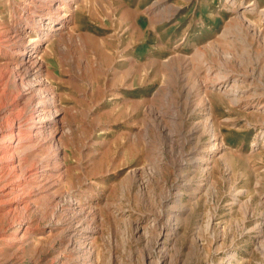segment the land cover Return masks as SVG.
Here are the masks:
<instances>
[{"label":"rangeland","instance_id":"1","mask_svg":"<svg viewBox=\"0 0 264 264\" xmlns=\"http://www.w3.org/2000/svg\"><path fill=\"white\" fill-rule=\"evenodd\" d=\"M252 1L165 58L143 19L132 45L140 35L147 50L124 58L114 20L72 31L81 0H0V130L20 118L32 136L0 154L17 168L0 178L14 191L0 264H264V0ZM57 2L63 22H41ZM34 52L41 71L22 78Z\"/></svg>","mask_w":264,"mask_h":264},{"label":"crops","instance_id":"2","mask_svg":"<svg viewBox=\"0 0 264 264\" xmlns=\"http://www.w3.org/2000/svg\"><path fill=\"white\" fill-rule=\"evenodd\" d=\"M174 1L81 0L70 28L77 35H83V37L94 36V27H97L96 20L100 19L104 24L114 20L118 24V28H123L125 32H128L127 39L131 44L123 49L121 55L126 54L127 56L124 58H130V55L147 50V38L140 35L141 39L138 37L135 42L143 44L132 45L135 40L133 34L135 37L138 36L140 22L147 19L148 24L151 25L149 34L152 38L149 37L151 43L149 49L154 54L151 56L165 58L174 48L186 50L209 42L217 35L222 18L224 20V15H221L220 12H230L239 4L250 6L253 3L252 0H227L226 2L221 0H198L197 2L180 0L181 4L177 6ZM179 10L182 13L177 16L176 12ZM149 11H151V15L144 18L145 13ZM173 21L174 23H172Z\"/></svg>","mask_w":264,"mask_h":264},{"label":"bare ground","instance_id":"3","mask_svg":"<svg viewBox=\"0 0 264 264\" xmlns=\"http://www.w3.org/2000/svg\"><path fill=\"white\" fill-rule=\"evenodd\" d=\"M35 1V0H34ZM61 1V0H60ZM49 3V2H48ZM51 4V3H50ZM56 9L53 11L54 13H47L46 15H42L39 16L38 19H40L41 22H43L44 19L47 18L48 20H52V15H55L54 18L55 19H59L61 22H63L62 20L64 19V16H60L59 15V10L61 7H63L62 2H57L56 3ZM52 5V4H51ZM65 5V4H64ZM28 22V21H27ZM39 22V21H38ZM30 24V23H29ZM60 25V23H57V26ZM28 26V25H26ZM31 26V25H30ZM52 28L49 27L48 29V33L54 32V31H58V27ZM29 27V26H28ZM27 27V28H28ZM20 36V35H19ZM18 36V37H19ZM20 39V38H19ZM22 39V38H21ZM20 39V40H21ZM19 45V44H18ZM22 47L20 48V52L24 53L27 48H28V44H22ZM36 52H34V55L29 56V58L27 60H24V63H21L20 69L19 70V74L21 75L22 78H29L31 76H33L36 72H38L40 69L38 68V61L35 59L37 57V55L35 54ZM40 62V61H39ZM37 68L39 70H37ZM41 71V70H40ZM41 73V72H40ZM35 77L37 75H34ZM21 78V79H22ZM25 81V80H24ZM3 91L0 92V102L2 100V98L4 97ZM14 101V100H13ZM4 102V101H3ZM14 103V102H13ZM3 104V103H2ZM1 105V104H0ZM37 107H42V104H38ZM18 112V111H17ZM38 113V111H37ZM15 114V113H14ZM38 116H36L34 119L32 118L31 122H32V128L33 129H39L38 124L41 123L40 122V115L39 113L37 114ZM12 116V114H11ZM17 116V114L15 115ZM14 117V116H13ZM20 117V115H19ZM7 118V117H6ZM11 118V117H10ZM9 119V118H8ZM2 120V119H1ZM15 120V119H14ZM6 121V120H5ZM12 121V120H11ZM27 121V120H26ZM25 121V122H26ZM4 122V121H2ZM30 122V123H31ZM7 124V122H5ZM25 125V124H24ZM42 126V125H41ZM2 127V126H0ZM31 128V124L26 122L25 125V129ZM41 128V127H40ZM22 128L21 125V119L20 118H16V120L12 123H8L7 125H5L1 130H0V154L2 155L1 157L3 158V155H7L11 152H14L16 145L19 144V146H22L23 144H27V146L30 145L31 141H32V136L29 135L28 131ZM34 141V140H33ZM14 143V145H13ZM26 146V145H25ZM12 154V153H11ZM8 156V155H7ZM6 158V156H5ZM4 159V158H3ZM7 160V159H6ZM9 160V159H8ZM2 161V160H1ZM5 161V159H4ZM18 167V166H17ZM17 168L15 167V165L10 164L8 166V164H4V166H1L0 168V178L5 180L8 176H10L11 174H13V172H16ZM4 182V181H3ZM7 182V181H5ZM16 189V188H15ZM18 190V189H17ZM13 187L12 185H8V184H4L0 182V198H2V201H0L1 203H5L7 199H9L14 193H13ZM17 193V192H16Z\"/></svg>","mask_w":264,"mask_h":264}]
</instances>
